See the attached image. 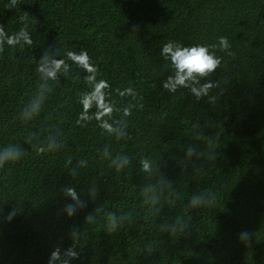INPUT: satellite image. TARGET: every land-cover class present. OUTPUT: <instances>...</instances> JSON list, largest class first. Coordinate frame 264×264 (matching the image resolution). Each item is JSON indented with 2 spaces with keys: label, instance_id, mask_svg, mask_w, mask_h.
<instances>
[{
  "label": "trees",
  "instance_id": "obj_1",
  "mask_svg": "<svg viewBox=\"0 0 264 264\" xmlns=\"http://www.w3.org/2000/svg\"><path fill=\"white\" fill-rule=\"evenodd\" d=\"M8 3L0 0V24L9 34L18 32L24 27L19 17L27 13L34 43L6 46L0 54V147L17 143L26 151L19 163L0 170L2 215L14 206L22 209L10 223L0 220V264H48L56 247L63 251L72 245L73 227L87 235L72 264H264V0H19L16 9H7ZM220 36L231 48L216 49L222 64L200 81L218 85L208 96L197 101L190 89L164 90L162 82L171 74L160 55L164 43L208 45ZM56 48L86 50L118 107L129 98L121 101L116 88L131 86L143 97L144 108L128 118L131 139L108 137L95 121L86 128L76 125L82 110L78 96L87 85L75 65L55 82L41 115L28 124L20 121L19 112L38 83L36 64ZM56 129L64 141L56 153L38 156L24 143L32 131L43 138ZM106 144L113 157L129 155L131 166L112 170L102 158ZM189 146L197 154L184 171L179 165L188 160ZM213 151L217 158L208 173L196 175L199 154ZM69 156L73 166L88 161L76 180L65 168ZM144 157L159 164L183 195L164 203L161 214L147 217L141 194L147 180L138 163ZM93 179L99 187L95 201L85 195ZM64 186H75L88 200L71 219L63 212L71 203ZM205 189L216 194L213 206L188 208L191 196ZM96 208L104 212L96 215ZM107 212L132 216L109 235ZM92 213L95 222L86 223ZM176 216L187 222L185 232H163L161 224ZM243 231L251 234L247 244L239 239Z\"/></svg>",
  "mask_w": 264,
  "mask_h": 264
},
{
  "label": "clouds",
  "instance_id": "obj_2",
  "mask_svg": "<svg viewBox=\"0 0 264 264\" xmlns=\"http://www.w3.org/2000/svg\"><path fill=\"white\" fill-rule=\"evenodd\" d=\"M19 5V0H10V3L5 5L7 9H16ZM21 23L24 24L18 32L9 34L5 31L4 25L0 24V54L6 50V46L12 49L17 47L33 45V39L28 31V15L24 13L19 17ZM227 51L231 48V44L226 36L217 38V42L213 44H195L186 46L178 41L169 40L164 43L160 52L161 57L165 61L163 67L165 71L171 72L170 75L162 82L163 88L170 94H175L179 89H190L191 94L199 101L202 97L208 96L210 90L218 85L212 81L201 84L200 81L211 76L222 64V57L216 55V49ZM229 55L234 53L229 52ZM63 57V58H58ZM71 61V65L68 63ZM72 65L85 73L83 81L87 85V90L81 92L78 96V103L82 110L78 113L75 121L76 125L81 128H86L89 123L95 121L102 133L108 137H112L117 141L131 139L129 136V120L133 110H142L144 104L143 97L133 87L121 89L116 88V94L123 101L124 98H129L128 102L122 107L117 106V102L112 100L111 85L106 79L98 78L100 76L99 68L94 64L92 57L86 50L75 52L68 50L61 53L55 50V54H50L45 51L44 55L36 64L35 71L38 74V83L35 90L27 98L19 112V119L23 124L38 118L44 111V106L53 92L55 82L60 80L61 75L65 78L72 70ZM215 101V97L211 98ZM95 109V111H92ZM115 114H120V118H115ZM51 116V114H49ZM39 136V138H38ZM63 133L56 129L54 132L47 131V134L41 138V133L38 131L30 132L24 139V143L31 146L36 155L43 156L50 153H56L64 147V141L61 139ZM110 145L106 144L102 151V158L108 159L110 167L116 173L123 172L131 166L132 159L129 155L119 153L112 156ZM197 154V149L189 146L186 150L187 161H182L180 167L186 171L191 163V157ZM26 155L25 148L21 144L9 143L0 147V170H4L9 166L19 163ZM200 165L194 166L196 175L204 176L209 171V165L216 160V152L200 153ZM140 171L146 174L147 183L141 189L143 197V205L146 208L145 216H154L161 214L164 203H175L183 199L181 192L177 191L173 186V182L160 171V165L156 164L151 159L144 157L139 161ZM88 161L80 159L73 166V158L69 156L65 162V168L68 174L76 180L80 175V170L87 167ZM103 170L100 175H103ZM61 191L64 197L71 198V203H67L63 212L71 219L80 210L87 207L88 200L81 197L75 186H64ZM99 194L98 182L93 179L88 187L85 195L92 201H95ZM216 200V194L210 190L194 193L188 201L187 207L196 210L213 206ZM0 209V220L11 222L22 209L14 206L7 216L2 215ZM103 208H96L94 213L99 215L103 213ZM94 213L86 217V223L95 222ZM132 214L130 212H107L105 213V231L111 235L116 233L130 220ZM187 222L182 216H176L174 222H165L161 224V230L168 232L172 236L178 231L183 233L187 229ZM72 245L65 250L56 247L50 254L48 264H72L74 259L80 257V253L76 250L77 245L81 244V240L86 237L87 233H83L79 228L73 227L69 233ZM251 234L243 231L239 234V239L242 243H249ZM146 251L151 254L152 245L146 246Z\"/></svg>",
  "mask_w": 264,
  "mask_h": 264
}]
</instances>
